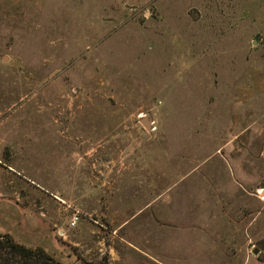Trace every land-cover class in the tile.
Here are the masks:
<instances>
[{"label":"rangeland","instance_id":"1","mask_svg":"<svg viewBox=\"0 0 264 264\" xmlns=\"http://www.w3.org/2000/svg\"><path fill=\"white\" fill-rule=\"evenodd\" d=\"M263 193L264 0H0L1 232L66 264H264Z\"/></svg>","mask_w":264,"mask_h":264},{"label":"trees","instance_id":"2","mask_svg":"<svg viewBox=\"0 0 264 264\" xmlns=\"http://www.w3.org/2000/svg\"><path fill=\"white\" fill-rule=\"evenodd\" d=\"M0 264H66L42 247H32L0 231Z\"/></svg>","mask_w":264,"mask_h":264},{"label":"water","instance_id":"3","mask_svg":"<svg viewBox=\"0 0 264 264\" xmlns=\"http://www.w3.org/2000/svg\"><path fill=\"white\" fill-rule=\"evenodd\" d=\"M150 121H151V117L149 114L142 118V122L145 124L147 128H150ZM262 247H263V244L258 243L257 247L254 249V253L258 254Z\"/></svg>","mask_w":264,"mask_h":264},{"label":"bare ground","instance_id":"4","mask_svg":"<svg viewBox=\"0 0 264 264\" xmlns=\"http://www.w3.org/2000/svg\"><path fill=\"white\" fill-rule=\"evenodd\" d=\"M264 194V193H263Z\"/></svg>","mask_w":264,"mask_h":264}]
</instances>
